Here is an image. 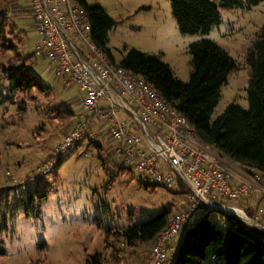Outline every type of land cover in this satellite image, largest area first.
<instances>
[{
	"label": "rangeland",
	"instance_id": "1",
	"mask_svg": "<svg viewBox=\"0 0 264 264\" xmlns=\"http://www.w3.org/2000/svg\"><path fill=\"white\" fill-rule=\"evenodd\" d=\"M85 1L103 6L117 22L107 43L116 63L128 49L137 48L157 56L178 79L188 82L189 45L201 39L217 42L238 67L222 87L212 119L231 102L248 106L245 57L264 27V1L221 7L222 20L208 34L182 33L170 0ZM29 9V0L0 2L9 42L6 48L0 46V88L8 89L2 65H15L28 66L52 89L17 92L12 102L0 106V264H87L96 252L102 254L104 264H144L152 246L133 248L114 231L150 219L169 206L177 211L186 194L176 188L140 186V174L129 170L128 164L120 173L122 162L109 138L101 139V147L84 138L46 174L36 172L53 160L55 148L84 111L77 85L65 86L47 60L27 58L39 40Z\"/></svg>",
	"mask_w": 264,
	"mask_h": 264
},
{
	"label": "built area",
	"instance_id": "2",
	"mask_svg": "<svg viewBox=\"0 0 264 264\" xmlns=\"http://www.w3.org/2000/svg\"><path fill=\"white\" fill-rule=\"evenodd\" d=\"M39 40L36 59L47 60L65 86L75 84L84 114L55 148L53 160L38 166L44 175L84 138L112 139L122 166L143 181L166 189H186V200L156 235L144 264H167L172 243L204 213L222 208L264 229L259 213L245 206L264 197V170L228 157L204 142L176 106L143 78L116 63L91 35L86 9L71 0H29ZM97 127V131L92 128Z\"/></svg>",
	"mask_w": 264,
	"mask_h": 264
},
{
	"label": "trees",
	"instance_id": "3",
	"mask_svg": "<svg viewBox=\"0 0 264 264\" xmlns=\"http://www.w3.org/2000/svg\"><path fill=\"white\" fill-rule=\"evenodd\" d=\"M170 1L172 14L182 33L208 34L222 20L221 7L231 8L243 3L251 6L264 0ZM78 2L87 11L92 27V39L113 59L107 43L109 31L117 22L103 6L88 4L85 0ZM2 21L0 18V46L6 48L9 42ZM189 53L192 72L188 82L178 79L171 67L157 56L137 48L128 49L119 65L143 78L172 102L187 117L202 141L212 144L245 166L263 171L264 27L246 52L245 61L249 68L246 87L248 106L243 107L231 102L215 119H212V116L220 101L222 87L238 64L228 51L211 39L192 42L189 45ZM31 55L34 57L33 53L26 56L29 58ZM1 70L8 83V89L0 88V106L12 102L17 92L25 93L34 88L41 92L52 89V86L32 73L28 66L2 65ZM63 109L72 111L70 113L74 115V111L69 107ZM96 145L102 146L99 143ZM120 168V173L126 169L123 166ZM140 186L158 187L143 180L140 181ZM181 192L186 194V189L181 188L177 193ZM260 201L264 203L263 196ZM263 208L264 206H257L254 210L249 208L248 211L250 215L262 211L260 223L264 226ZM172 212L174 210L169 206L150 219L116 230L114 233L133 248L137 245L152 246L156 235L165 227ZM110 233L111 231H107V234ZM175 239L167 263L172 260V264H219L220 258L221 264H264V229L249 225L238 216L225 211L211 210L204 213L187 226L179 239ZM2 253L0 250V254ZM87 264H104L102 254H92Z\"/></svg>",
	"mask_w": 264,
	"mask_h": 264
},
{
	"label": "crops",
	"instance_id": "4",
	"mask_svg": "<svg viewBox=\"0 0 264 264\" xmlns=\"http://www.w3.org/2000/svg\"><path fill=\"white\" fill-rule=\"evenodd\" d=\"M260 200H261V197L252 196V198L250 200H248L244 203H245V206L248 210H249V208L251 210H254L257 206H262V207L264 206V203L261 202ZM179 236H181L180 233L177 235V238L175 240L179 239ZM169 264H172L171 260L169 261Z\"/></svg>",
	"mask_w": 264,
	"mask_h": 264
},
{
	"label": "water",
	"instance_id": "5",
	"mask_svg": "<svg viewBox=\"0 0 264 264\" xmlns=\"http://www.w3.org/2000/svg\"><path fill=\"white\" fill-rule=\"evenodd\" d=\"M214 210L224 211L222 208H215Z\"/></svg>",
	"mask_w": 264,
	"mask_h": 264
}]
</instances>
